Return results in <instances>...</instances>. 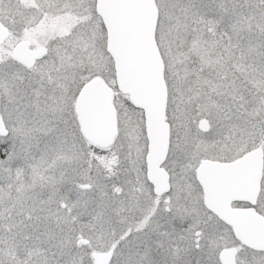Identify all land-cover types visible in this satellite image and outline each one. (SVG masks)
I'll use <instances>...</instances> for the list:
<instances>
[{
	"label": "snow or ice",
	"instance_id": "1",
	"mask_svg": "<svg viewBox=\"0 0 264 264\" xmlns=\"http://www.w3.org/2000/svg\"><path fill=\"white\" fill-rule=\"evenodd\" d=\"M0 264H264V0H0Z\"/></svg>",
	"mask_w": 264,
	"mask_h": 264
}]
</instances>
